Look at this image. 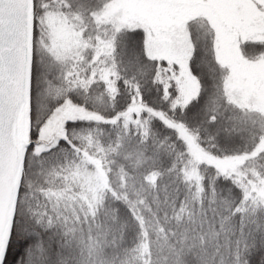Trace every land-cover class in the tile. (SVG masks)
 <instances>
[{
  "label": "snow or ice",
  "instance_id": "snow-or-ice-1",
  "mask_svg": "<svg viewBox=\"0 0 264 264\" xmlns=\"http://www.w3.org/2000/svg\"><path fill=\"white\" fill-rule=\"evenodd\" d=\"M0 264H264V0H0Z\"/></svg>",
  "mask_w": 264,
  "mask_h": 264
}]
</instances>
